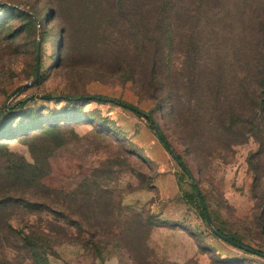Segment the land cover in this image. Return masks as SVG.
<instances>
[{
    "label": "rangeland",
    "instance_id": "1",
    "mask_svg": "<svg viewBox=\"0 0 264 264\" xmlns=\"http://www.w3.org/2000/svg\"><path fill=\"white\" fill-rule=\"evenodd\" d=\"M110 7L112 14L102 0H0V190L42 204L2 211L12 230L0 224V264H264L214 230L264 252V133L222 134L208 104L187 93L177 118L160 110L147 81L128 74L148 71L132 46L119 44L120 60L111 58L120 33ZM143 20L150 25L147 11L131 24ZM220 36L208 42L206 69L221 68V57L227 67ZM36 62L37 79L24 86ZM88 95L128 101L156 120L189 168L211 224L183 200L181 168L150 123L79 98ZM23 163L42 172L37 184L17 179Z\"/></svg>",
    "mask_w": 264,
    "mask_h": 264
},
{
    "label": "trees",
    "instance_id": "2",
    "mask_svg": "<svg viewBox=\"0 0 264 264\" xmlns=\"http://www.w3.org/2000/svg\"><path fill=\"white\" fill-rule=\"evenodd\" d=\"M107 1V0H106ZM102 0L108 14L118 10L116 25L120 33L109 40L114 49L112 60L119 61L117 49L124 44L147 68V74L134 70L129 76H141L140 81H147L149 98L156 100L160 110L177 118L183 100V94H189L193 103L208 104L211 117L217 121L215 129L226 135H239L244 138L261 137L264 133L261 121L264 116V0ZM147 11L150 25L139 22L131 24L134 17L142 16ZM128 27L123 29V25ZM143 29L140 31V29ZM128 34H124V32ZM222 33V34H221ZM223 38H221V36ZM220 36L224 40L223 52L228 56L227 67L216 70L206 69L202 57L208 49V42ZM148 50H145V48ZM128 50V49H127ZM145 50V51H144ZM126 54L129 51L125 52ZM125 59V58H124ZM141 59V60H140ZM143 60V61H142ZM169 69L168 76L163 73V65ZM145 71V70H144ZM47 95L45 98H50ZM93 98L95 101L108 102L120 106L133 114L144 117L149 123L162 148L181 168L175 173L176 185L183 200L193 207L200 217L211 224L205 199L192 180L189 168L175 153L172 145L156 120L142 112L128 101L101 95L81 96L80 99ZM23 104L25 101H19ZM51 130L40 133L51 135ZM231 143V142H229ZM234 141L232 145L240 144ZM263 146V144H261ZM24 169L17 179L23 178L27 186L37 184L43 174L30 163H23ZM31 168V169H30ZM255 166L254 187L259 186L260 174ZM28 173H25V170ZM1 180V177H0ZM199 192V195L197 194ZM0 190V224L12 230L10 218L2 214L9 207L22 205L25 208H41L42 204L25 198L9 195ZM259 206V205H258ZM223 240L246 253L264 257V252L214 229Z\"/></svg>",
    "mask_w": 264,
    "mask_h": 264
},
{
    "label": "water",
    "instance_id": "3",
    "mask_svg": "<svg viewBox=\"0 0 264 264\" xmlns=\"http://www.w3.org/2000/svg\"><path fill=\"white\" fill-rule=\"evenodd\" d=\"M37 51H38V48H37ZM37 57H38V55H37ZM37 76H38V62H36V67H35V73H34L33 80L30 81V82H28V83H26L24 86L32 85L33 82L37 79ZM197 194L199 195V192L198 191H197ZM220 235H221V237H223L222 234H220Z\"/></svg>",
    "mask_w": 264,
    "mask_h": 264
}]
</instances>
